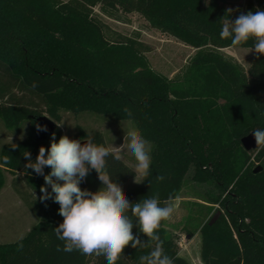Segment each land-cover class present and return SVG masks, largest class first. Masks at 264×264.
<instances>
[{"label":"trees","instance_id":"obj_1","mask_svg":"<svg viewBox=\"0 0 264 264\" xmlns=\"http://www.w3.org/2000/svg\"><path fill=\"white\" fill-rule=\"evenodd\" d=\"M231 5L230 0H0V119L15 135L30 126L24 138L2 146L0 164L24 173L42 195L44 178L25 169L23 155L30 152L34 162L41 146L50 147L52 136L34 139L37 116L61 121L63 112L88 111L132 120L152 148L149 175L124 191L128 200L158 198L163 205L178 197L187 180L201 184L204 200L221 210L213 224L215 212L200 228L204 264H264V149L242 144L243 137L264 130V55L254 53L247 71L223 52L231 40L220 37L222 18L234 21L241 13L264 10V0ZM132 12L196 49L174 77L151 66V48L140 32L107 35L102 17L121 20ZM253 46L249 40L240 47ZM54 133L57 141L64 135L60 126ZM87 135L80 129L75 139ZM91 136L108 146L102 132ZM107 170L120 184L136 175L111 155ZM50 171L45 167V174ZM4 181L0 166V189ZM80 187L95 192L102 184L92 170ZM23 198L38 221L24 237L0 243V264H107L102 255L63 250L65 242L54 231L63 222L58 203ZM158 235L174 264H190L179 255L165 221ZM150 251L128 246L117 264H140L139 257Z\"/></svg>","mask_w":264,"mask_h":264},{"label":"clouds","instance_id":"obj_2","mask_svg":"<svg viewBox=\"0 0 264 264\" xmlns=\"http://www.w3.org/2000/svg\"><path fill=\"white\" fill-rule=\"evenodd\" d=\"M231 11L229 9L228 13ZM225 17L220 32L222 39H230L233 48L253 40L250 52L264 55V10L241 13L234 21L228 15ZM124 111L131 116L129 109ZM37 130L47 131V128L37 125ZM253 133L256 149H264V130L256 129ZM12 147L15 149L17 145ZM125 149L134 156V172L142 178L135 182L142 183L150 171L151 145L138 128H130L120 146L97 144L91 135H87L83 143L67 135L57 141L53 133L50 147L41 146L34 162L30 152L25 151L23 155L28 161L25 169H32L44 178L39 199H52L59 204L63 222L54 231L57 238L65 242L64 251L76 250L86 256L102 255L107 264H117L128 246L151 248L147 255L139 257L140 264H174L158 235L162 222L173 215L172 197L165 199L163 205L158 198L130 202L122 185L115 182L107 170V158L111 155L120 161ZM45 167L51 169L48 174L44 172ZM92 170L102 184L95 192L80 187ZM157 180H164V176H157ZM33 195L37 199L35 192ZM134 228L139 230L138 233H134ZM140 234L146 239H141Z\"/></svg>","mask_w":264,"mask_h":264},{"label":"rangeland","instance_id":"obj_3","mask_svg":"<svg viewBox=\"0 0 264 264\" xmlns=\"http://www.w3.org/2000/svg\"><path fill=\"white\" fill-rule=\"evenodd\" d=\"M244 2L245 0H230L231 7L234 8H239ZM102 18L109 26L108 36L114 35L112 32L123 34L140 32L141 39L151 48L147 52L151 66L169 78L178 74L196 51L193 46L179 37L152 26L145 17L137 12L125 14L121 20L106 16ZM251 49L247 47L233 48L231 46L224 48L223 52L234 56L248 71L255 53L254 51L250 52ZM55 122L62 124L60 127L63 134L71 139H75V135L80 129L87 131L90 135L100 131L104 134L108 146L122 145L125 133L130 128H137L132 120H116L111 114H97L88 111L77 115L66 111L63 112L62 120H55ZM20 139L22 136L16 135L12 140L16 142ZM150 145L152 148L151 142ZM122 159L133 169L135 168V158L127 149L124 150ZM141 179L136 174L121 184L123 191L139 185L140 183H136L135 180ZM204 191L203 185L187 180L178 197L173 201L174 212L172 217L165 221L168 234L174 237L177 242L179 255L190 264H204L201 257L202 237L200 228L214 212L218 211L216 206L210 207L209 203L204 200ZM29 205L23 196L10 190L9 185L4 186L0 197V243L14 242L24 237L33 224L37 222L38 218Z\"/></svg>","mask_w":264,"mask_h":264},{"label":"crops","instance_id":"obj_4","mask_svg":"<svg viewBox=\"0 0 264 264\" xmlns=\"http://www.w3.org/2000/svg\"><path fill=\"white\" fill-rule=\"evenodd\" d=\"M29 128H30L29 123H27L24 126V129L22 130V135H21L22 138H24V136L26 134H28ZM15 136H16L15 133L10 132L9 129L3 124L2 120L0 119V150L5 143L14 142L12 139L15 138ZM0 166L2 167L4 178H5L4 185L0 189V197H1V192L4 188V186L9 185L10 190H12L14 192L16 191L20 195L22 193L28 199L40 200L39 199V197H40L39 193L37 191H35L33 188H31L27 184L26 180L23 178L24 173H22L20 171H11L1 164H0ZM12 183H13V185H12ZM14 183H16V185H14ZM34 192H35L37 199L33 195ZM23 195H21V196H23Z\"/></svg>","mask_w":264,"mask_h":264},{"label":"water","instance_id":"obj_5","mask_svg":"<svg viewBox=\"0 0 264 264\" xmlns=\"http://www.w3.org/2000/svg\"><path fill=\"white\" fill-rule=\"evenodd\" d=\"M36 121H37V125L40 126H46L47 131H38L37 127L35 130V134H34V139L36 141H40V140H47L50 136H52V134L55 132L56 127L58 126V124L55 122V120H53L52 118H50L47 114H42L36 117ZM82 143L84 142L81 141ZM242 144L246 149H256V142H255V138H254V133L251 132L250 134H248L247 136L242 138ZM221 215V210H218L213 217L210 220V224H213Z\"/></svg>","mask_w":264,"mask_h":264}]
</instances>
